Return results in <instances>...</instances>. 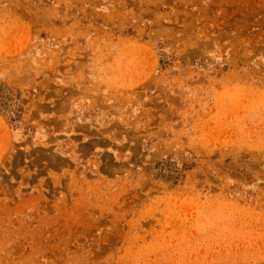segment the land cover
<instances>
[{
    "label": "rangeland",
    "instance_id": "rangeland-1",
    "mask_svg": "<svg viewBox=\"0 0 264 264\" xmlns=\"http://www.w3.org/2000/svg\"><path fill=\"white\" fill-rule=\"evenodd\" d=\"M0 264H264V0H0Z\"/></svg>",
    "mask_w": 264,
    "mask_h": 264
}]
</instances>
